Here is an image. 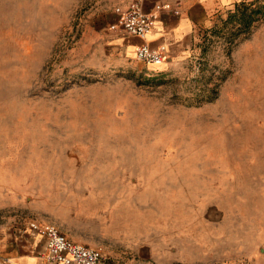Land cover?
<instances>
[{
    "label": "rangeland",
    "instance_id": "rangeland-1",
    "mask_svg": "<svg viewBox=\"0 0 264 264\" xmlns=\"http://www.w3.org/2000/svg\"><path fill=\"white\" fill-rule=\"evenodd\" d=\"M128 1L0 0V228L130 221L207 259L264 227V16L231 41L233 4L151 68L105 52Z\"/></svg>",
    "mask_w": 264,
    "mask_h": 264
},
{
    "label": "crops",
    "instance_id": "crops-1",
    "mask_svg": "<svg viewBox=\"0 0 264 264\" xmlns=\"http://www.w3.org/2000/svg\"><path fill=\"white\" fill-rule=\"evenodd\" d=\"M132 1L115 7L128 9ZM239 1L143 0V10L156 15L153 28L142 38L110 29L103 36L105 52L125 59L135 57V48L140 44H147L151 48L164 45L165 63L177 61L196 44L201 29L210 23L214 14ZM155 4H169V7L158 9ZM147 65L151 68L163 67L161 64ZM107 222L110 224V220ZM127 224L105 231L91 227L90 237L63 233L76 242L100 248L103 254L101 264H264V227L261 226H257L249 236H244L245 241L238 246H233L232 241L228 240L223 242V250L216 251L213 241L212 246L215 247H212L211 257L201 259L190 258L181 247L155 239L150 226L146 232L145 226H135L130 221ZM44 249V239L33 235L28 224L10 230L0 228V264H43Z\"/></svg>",
    "mask_w": 264,
    "mask_h": 264
},
{
    "label": "built area",
    "instance_id": "built-area-1",
    "mask_svg": "<svg viewBox=\"0 0 264 264\" xmlns=\"http://www.w3.org/2000/svg\"><path fill=\"white\" fill-rule=\"evenodd\" d=\"M142 2L143 0H133L128 9L115 7L116 18L109 28L144 37L153 28L156 15L145 12ZM154 6L160 9L169 7V4H155ZM165 51L164 45L151 48L147 44H140L135 48V57L147 64H159L165 60ZM28 226L33 235L44 239L43 264L102 263L103 254L100 248L70 239L54 224L33 220Z\"/></svg>",
    "mask_w": 264,
    "mask_h": 264
},
{
    "label": "trees",
    "instance_id": "trees-1",
    "mask_svg": "<svg viewBox=\"0 0 264 264\" xmlns=\"http://www.w3.org/2000/svg\"><path fill=\"white\" fill-rule=\"evenodd\" d=\"M232 16L231 41L233 38L246 37L252 31L255 23L264 16V10L260 6L253 5V2L246 3L239 1L235 3Z\"/></svg>",
    "mask_w": 264,
    "mask_h": 264
}]
</instances>
